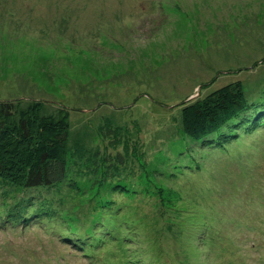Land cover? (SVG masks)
I'll use <instances>...</instances> for the list:
<instances>
[{
  "label": "rangeland",
  "instance_id": "rangeland-1",
  "mask_svg": "<svg viewBox=\"0 0 264 264\" xmlns=\"http://www.w3.org/2000/svg\"><path fill=\"white\" fill-rule=\"evenodd\" d=\"M5 1L0 99L42 100L48 113L66 106L70 157L52 187L0 178V264H94L99 248L85 255L73 241L98 232L87 225L109 203L100 181L116 152L139 164L131 200L145 231L128 245L141 264H264V123L249 131L241 116L223 150L181 125L183 102L236 80L264 102V0ZM127 167L117 186L127 188ZM152 183L174 190L183 217L152 203ZM24 204L51 211L43 224H10Z\"/></svg>",
  "mask_w": 264,
  "mask_h": 264
},
{
  "label": "trees",
  "instance_id": "trees-1",
  "mask_svg": "<svg viewBox=\"0 0 264 264\" xmlns=\"http://www.w3.org/2000/svg\"><path fill=\"white\" fill-rule=\"evenodd\" d=\"M244 88L243 83L236 80L202 98L183 102L181 125L185 136L223 150L229 144L227 140L235 137L236 124L241 116H251L245 123L248 124L246 130L249 131L260 122L264 123V99L263 103L257 101L261 106L256 104L248 99ZM46 104L47 102L38 99L25 105L17 99H0V178L13 185L29 189L52 187L64 181L68 172V108L61 106L55 112L48 113ZM251 110L252 113L249 112ZM252 115L254 119H251ZM108 156L117 161L116 166L113 165L110 169V176L106 175L105 169L104 178L100 181V195L108 197L109 203L103 202V205L99 206L96 226L87 225L93 228L92 232H98L93 234L86 231L88 237L79 235L73 243L79 242L80 248L86 252L85 255H89L87 248H99L101 252L98 254L90 253L94 264H141L137 255L139 249H131L128 245L139 236V226L145 231L142 224L146 213L132 202L135 196L139 199V164L132 161L126 163L120 152ZM127 165L130 166V171L126 172V175H130L127 185L129 186L128 182H134V193L128 186H117L115 183L119 181L118 176H122L127 170ZM107 185L111 188V194L105 191L104 187ZM154 188V195L150 194V199L152 203L158 204L157 208L160 207L162 212L171 210L183 217L182 214L188 211L180 206L181 199L174 197V190H168L167 195H164V189L155 185ZM120 196L123 198H119ZM28 205H19L16 211L10 212L6 218L9 223L16 225L22 222L25 226L35 222L43 224L44 216L51 210L40 204L37 207ZM28 207L31 211H28ZM127 227L131 235L126 237L130 236L131 241L124 237ZM66 237L65 239H68V236Z\"/></svg>",
  "mask_w": 264,
  "mask_h": 264
},
{
  "label": "bare ground",
  "instance_id": "bare-ground-1",
  "mask_svg": "<svg viewBox=\"0 0 264 264\" xmlns=\"http://www.w3.org/2000/svg\"><path fill=\"white\" fill-rule=\"evenodd\" d=\"M3 1H5V0H3ZM67 1V0H66ZM235 1V0H234ZM6 2V1H5ZM11 2H12V0H11ZM13 3V2H12ZM72 3V2H71ZM14 4V3H13ZM4 6V5H3ZM3 8V7H2ZM63 8H61V10H62ZM64 9H66V8H64ZM210 10V9H209ZM61 12V11H60ZM69 13V12H68ZM110 13V12H109ZM111 13H112V11H111ZM16 14V13H15ZM1 15H2V12H1ZM1 17V16H0ZM29 21H31L30 19H29ZM109 22V21H108ZM28 23V22H27ZM87 23V22H86ZM20 24V23H19ZM69 24V23H68ZM85 25V24H84ZM98 25V24H97ZM53 26H55V25H53ZM47 28V27H46ZM45 30H47V29H45ZM44 30V31H45ZM38 31V30H37ZM142 48V47H141Z\"/></svg>",
  "mask_w": 264,
  "mask_h": 264
}]
</instances>
